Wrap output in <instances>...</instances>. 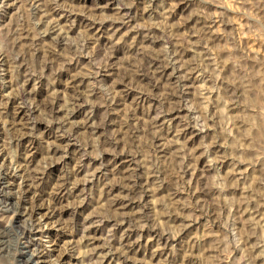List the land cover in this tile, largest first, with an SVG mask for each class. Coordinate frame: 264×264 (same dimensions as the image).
Returning a JSON list of instances; mask_svg holds the SVG:
<instances>
[{"label":"rangeland","instance_id":"1","mask_svg":"<svg viewBox=\"0 0 264 264\" xmlns=\"http://www.w3.org/2000/svg\"><path fill=\"white\" fill-rule=\"evenodd\" d=\"M0 264H264V0H0Z\"/></svg>","mask_w":264,"mask_h":264}]
</instances>
